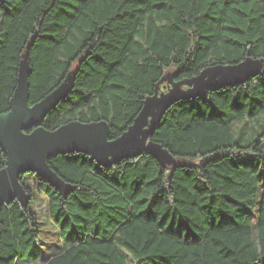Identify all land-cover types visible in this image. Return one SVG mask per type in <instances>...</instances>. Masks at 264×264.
<instances>
[{
	"label": "trees",
	"instance_id": "16d2710c",
	"mask_svg": "<svg viewBox=\"0 0 264 264\" xmlns=\"http://www.w3.org/2000/svg\"><path fill=\"white\" fill-rule=\"evenodd\" d=\"M24 66L30 105L70 81L43 127L103 121L111 140L167 75L246 74L168 103L140 153H61V184L23 173L31 199L0 208V264L44 256L30 178L63 243L44 264H264V0H3L0 114Z\"/></svg>",
	"mask_w": 264,
	"mask_h": 264
},
{
	"label": "water",
	"instance_id": "95a60500",
	"mask_svg": "<svg viewBox=\"0 0 264 264\" xmlns=\"http://www.w3.org/2000/svg\"><path fill=\"white\" fill-rule=\"evenodd\" d=\"M234 68L235 66H231V71ZM242 69L244 67L239 72ZM29 74L30 71L25 66L22 67L10 101L11 108L0 114V147L7 157L6 165L0 169V208L8 202H27L31 199V194L21 182V175L25 172H36L50 184L62 183L59 174L48 163L49 158L73 151L89 154L95 159L126 155L125 146L140 132L147 113L153 106L161 105L164 110L175 99L202 92L208 86H220L237 79L217 71L216 76L222 77L220 81H214L216 76L213 75L212 79L208 78L191 92L174 93L156 101H146L130 129L120 138L111 140L109 126L103 121L71 120L52 130L43 127L44 118L67 95L70 81L30 105Z\"/></svg>",
	"mask_w": 264,
	"mask_h": 264
},
{
	"label": "rangeland",
	"instance_id": "374dc122",
	"mask_svg": "<svg viewBox=\"0 0 264 264\" xmlns=\"http://www.w3.org/2000/svg\"><path fill=\"white\" fill-rule=\"evenodd\" d=\"M242 66H236L231 71V66H218L209 68L198 76L193 78L175 81L168 75L163 77L157 85L156 92L147 98V102L156 101L160 98L167 97L174 93H188L197 89L201 83L208 78L212 79L216 72L226 73L232 78H243L245 72H239ZM222 77L216 76L214 81H220ZM163 109L161 105L153 106L147 113L145 123L140 132L125 146L128 155L135 154L144 150L147 143V136L151 129L158 122ZM31 186L35 192V203L33 205L34 212L40 221L42 228V243L44 256L38 262L32 264H44L49 256L59 251L63 247L58 228L53 223L50 216L49 198L46 194L38 192L35 185V179H29ZM129 264H145L143 261L136 260L132 255L129 256Z\"/></svg>",
	"mask_w": 264,
	"mask_h": 264
}]
</instances>
